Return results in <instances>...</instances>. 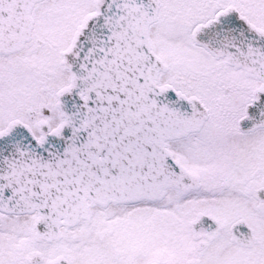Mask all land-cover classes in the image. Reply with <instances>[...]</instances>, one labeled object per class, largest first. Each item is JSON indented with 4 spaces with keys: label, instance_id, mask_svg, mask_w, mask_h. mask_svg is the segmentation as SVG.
<instances>
[{
    "label": "snow or ice",
    "instance_id": "obj_1",
    "mask_svg": "<svg viewBox=\"0 0 264 264\" xmlns=\"http://www.w3.org/2000/svg\"><path fill=\"white\" fill-rule=\"evenodd\" d=\"M0 264H264V0H0Z\"/></svg>",
    "mask_w": 264,
    "mask_h": 264
}]
</instances>
